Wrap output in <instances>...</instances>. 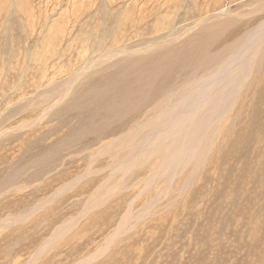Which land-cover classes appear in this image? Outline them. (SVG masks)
I'll use <instances>...</instances> for the list:
<instances>
[{
	"label": "rangeland",
	"instance_id": "1",
	"mask_svg": "<svg viewBox=\"0 0 264 264\" xmlns=\"http://www.w3.org/2000/svg\"><path fill=\"white\" fill-rule=\"evenodd\" d=\"M261 1L0 0V264H264L263 59L199 165L155 176L157 158L125 171L137 151L114 140L195 70L221 66L264 20ZM226 8L231 18L172 47L117 53L176 26L157 32V19L182 27ZM78 74L65 98L54 93Z\"/></svg>",
	"mask_w": 264,
	"mask_h": 264
},
{
	"label": "bare ground",
	"instance_id": "2",
	"mask_svg": "<svg viewBox=\"0 0 264 264\" xmlns=\"http://www.w3.org/2000/svg\"><path fill=\"white\" fill-rule=\"evenodd\" d=\"M258 4L260 5L261 10L262 8L264 10V2L261 1ZM254 6L256 7L255 4ZM257 8H259V6ZM119 11L122 13V15H126L127 13L126 10ZM230 14L231 11L229 8H226L222 11V13L204 17L200 19V21H197V23L184 25L182 27L178 26V24L172 23L171 19L166 17H164V21L161 20L159 21L161 23H159L158 20L160 19H157L156 17L157 21L153 26L157 32L165 30L167 25H172V27L174 25L176 26L168 31L163 38L159 39V36H157V39L152 38L154 41L150 45H146L147 47H145L146 43L143 44L142 46L145 48L136 49L133 51L122 50L121 52L117 53H123L121 55L129 57L137 52H147V50L148 52H153V49L160 51L163 50V48L166 49L168 47H172L177 42H179L178 40L181 41L184 39L183 37L186 36L185 38H187V35H190V33L193 31L195 32L197 28L200 27L201 29L204 25L216 23L221 21V19L223 20L224 18H231L228 16ZM143 17L144 16H142V18ZM177 17H179L178 13ZM186 19H188L187 16H184L182 20L179 18L178 23L182 22L183 20L186 21ZM127 20L128 18L122 19L123 23L127 22ZM139 25L140 24H137L132 31L136 32V38L141 39L142 37L139 35L146 33H139ZM90 29L92 28L90 27ZM101 43L102 41L98 42L97 44V46L99 45L100 48H102ZM118 48L119 46L117 49ZM225 58V62L218 68L214 69L207 77L200 76V70H195L193 74L196 76V78L185 84L182 89L173 91L157 103V106L160 108L152 115L150 121L137 122L126 134L114 139L116 141H120V145H118L115 150L119 151L120 153L122 152V155L127 154L129 156L134 151H137L134 157L125 159L126 161L123 167L125 171H129L135 166H141L146 162H151L157 158H161L162 161L154 172L156 176L161 172L164 174L174 173L177 168L181 167L182 165L186 166L190 164L191 161H193V164L199 165L200 161L203 162L204 160H207L205 158L207 157L208 152L212 150L210 149V144L213 142V138H215L214 136L216 134L214 135V133H216V131L218 132L217 129L220 125V122L222 123V118L226 116L227 113L231 112L235 102L241 94V90H243L249 84V81L252 79V77H254L252 70L254 69L256 62L258 60H264V20L252 31H250L242 39V41L236 45L229 55L226 52H222L217 56L216 61ZM125 59L126 57L123 60ZM92 64L91 66H93ZM89 66L90 65H88V67ZM255 68H257V66ZM74 77L75 78H73V82L69 80V83H65L67 85H60L54 93L60 97L67 96L68 92L72 88V83L77 81L80 75L78 74ZM143 85L145 84L143 83ZM157 178H160V176H157ZM105 188H107L108 193H113V190L110 189L109 186ZM100 203L101 201L100 199H97L96 193L89 199L87 203V212ZM143 213L138 214V217L140 218ZM126 221L127 216H124L120 226L118 227V231H124L125 228L122 229L121 227L127 223ZM69 226L70 225H66L56 231L53 237L49 240L48 244H53L55 240L65 232V230L67 231ZM119 233L121 234V232ZM43 247H45V244L42 246V248ZM99 253H101V250ZM91 261L92 259L89 258L86 261L76 264H89Z\"/></svg>",
	"mask_w": 264,
	"mask_h": 264
}]
</instances>
